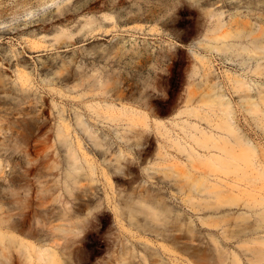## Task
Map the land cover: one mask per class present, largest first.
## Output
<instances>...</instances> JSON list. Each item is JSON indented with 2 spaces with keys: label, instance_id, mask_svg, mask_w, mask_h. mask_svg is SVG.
I'll list each match as a JSON object with an SVG mask.
<instances>
[{
  "label": "rangeland",
  "instance_id": "1",
  "mask_svg": "<svg viewBox=\"0 0 264 264\" xmlns=\"http://www.w3.org/2000/svg\"><path fill=\"white\" fill-rule=\"evenodd\" d=\"M251 31L264 0H0V264H232L251 212L177 144L222 95L264 162Z\"/></svg>",
  "mask_w": 264,
  "mask_h": 264
},
{
  "label": "bare ground",
  "instance_id": "2",
  "mask_svg": "<svg viewBox=\"0 0 264 264\" xmlns=\"http://www.w3.org/2000/svg\"><path fill=\"white\" fill-rule=\"evenodd\" d=\"M247 34L244 31L243 37ZM251 34L252 49L264 55V32L254 34L251 31ZM261 68H264V61L257 62L254 70ZM256 73L262 75L264 72L259 70ZM261 77L264 78V75ZM233 88L246 93L244 97H250L247 94L249 86L244 78H235ZM258 99L264 106V90L259 91ZM205 102L211 105L213 112L201 115L199 106H196L192 115L197 120H204L208 129L197 122L188 123L187 128L182 129L186 136L185 144L178 143L177 149L186 152L190 166L188 176L192 178L197 174L200 177L197 183L202 186L205 183L202 191L217 199L215 209L221 206L251 212L248 217L244 213L236 215L238 218L253 217V220L252 227L240 238L239 257L232 254V264H241L239 258L244 257L250 264H264V162L256 149L239 135L230 116L228 102L222 95L208 96L202 101L203 104ZM246 102L251 105L247 108L248 112L264 126V108L251 99ZM222 218L226 222L230 220L227 214Z\"/></svg>",
  "mask_w": 264,
  "mask_h": 264
}]
</instances>
